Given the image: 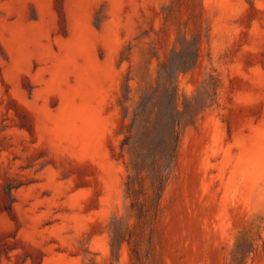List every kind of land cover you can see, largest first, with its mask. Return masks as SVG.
Here are the masks:
<instances>
[{
    "label": "rangeland",
    "instance_id": "obj_1",
    "mask_svg": "<svg viewBox=\"0 0 264 264\" xmlns=\"http://www.w3.org/2000/svg\"><path fill=\"white\" fill-rule=\"evenodd\" d=\"M0 264H264V0H0Z\"/></svg>",
    "mask_w": 264,
    "mask_h": 264
},
{
    "label": "trees",
    "instance_id": "obj_2",
    "mask_svg": "<svg viewBox=\"0 0 264 264\" xmlns=\"http://www.w3.org/2000/svg\"><path fill=\"white\" fill-rule=\"evenodd\" d=\"M176 139H177V136L175 137ZM125 145V144H124ZM159 199H160V195L158 196V201H159Z\"/></svg>",
    "mask_w": 264,
    "mask_h": 264
}]
</instances>
